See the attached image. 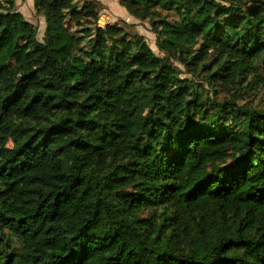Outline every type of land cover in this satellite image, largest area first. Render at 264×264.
Instances as JSON below:
<instances>
[{"label":"trees","instance_id":"trees-1","mask_svg":"<svg viewBox=\"0 0 264 264\" xmlns=\"http://www.w3.org/2000/svg\"><path fill=\"white\" fill-rule=\"evenodd\" d=\"M121 4L163 55L94 0H34L42 40L0 3V264H264V0Z\"/></svg>","mask_w":264,"mask_h":264},{"label":"rangeland","instance_id":"rangeland-1","mask_svg":"<svg viewBox=\"0 0 264 264\" xmlns=\"http://www.w3.org/2000/svg\"><path fill=\"white\" fill-rule=\"evenodd\" d=\"M23 11L25 12L28 19H31L38 26V34L37 37L39 40H42L45 29V22L42 16L32 13L29 10L28 0H23ZM114 17H120L121 13L119 10H112ZM169 19L172 21L177 18V14L172 11L169 13ZM121 18V17H120ZM123 22H125L123 20ZM126 23V22H125ZM127 28L131 31L138 32L144 36L146 41L151 45V47L155 50L156 53L162 54L156 46V34L152 30V26L149 20H139L138 22L132 23L131 21L127 22ZM172 62L175 65H178L182 70V76L193 78L194 82H197L198 85H202L200 89L204 90L206 93L210 92L209 86L205 81L201 79V77L194 76L191 72L187 71L186 66L178 63L177 60L172 59ZM237 96L239 97L238 102L240 104H247L249 106H254L256 108H264V86L261 84H255L252 82L250 84H246L236 91ZM222 96V94H221Z\"/></svg>","mask_w":264,"mask_h":264},{"label":"crops","instance_id":"crops-1","mask_svg":"<svg viewBox=\"0 0 264 264\" xmlns=\"http://www.w3.org/2000/svg\"><path fill=\"white\" fill-rule=\"evenodd\" d=\"M23 0H16V5L18 10L26 17L25 12L23 11ZM95 6L99 12V19L98 22L100 25H104L107 22H119L124 23V21L128 22L131 21L132 23L138 22V19L133 17L129 12L125 9V7L121 4V0H94ZM29 10L31 14L35 12L34 9V0H28ZM112 10H119L121 13L120 17H114V14L111 12ZM44 19V18H43ZM31 20V19H30ZM45 25V24H44Z\"/></svg>","mask_w":264,"mask_h":264},{"label":"built area","instance_id":"built-area-1","mask_svg":"<svg viewBox=\"0 0 264 264\" xmlns=\"http://www.w3.org/2000/svg\"><path fill=\"white\" fill-rule=\"evenodd\" d=\"M10 0H0V3H2L3 5H8Z\"/></svg>","mask_w":264,"mask_h":264}]
</instances>
